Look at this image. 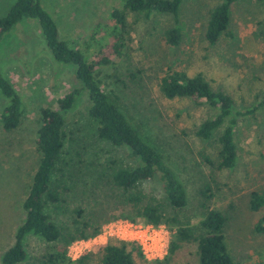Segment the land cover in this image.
I'll use <instances>...</instances> for the list:
<instances>
[{
    "label": "rangeland",
    "instance_id": "obj_1",
    "mask_svg": "<svg viewBox=\"0 0 264 264\" xmlns=\"http://www.w3.org/2000/svg\"><path fill=\"white\" fill-rule=\"evenodd\" d=\"M17 0H0V17ZM221 0H184L180 19L183 39L178 47L167 44L164 32L174 24L170 14L130 12L127 45L121 57L96 68L97 78L142 135L164 154L184 182L187 206L177 209L186 225H198L209 207L221 210L227 220L225 237L238 264H264V233L255 230L262 212L253 211V190L264 188V107L240 117L236 130L238 161L232 168L219 167V134L210 139L198 136L200 123L211 110L189 98H167L161 79L171 70L202 73L210 83L230 93L236 107L245 110L264 96V2L240 0L232 8L230 30L236 37L223 36L208 43L205 33L211 10ZM55 17L63 39L85 45L99 21L107 20L121 0H42ZM0 71L22 95L25 111L19 126L6 131L0 123V264L3 253L14 243L18 227L26 219L23 203L40 160L36 133L41 109L56 107L58 99L79 84L74 67L53 56L36 19L25 18L0 41ZM9 103L0 89V115ZM85 95L68 117L64 157L71 191L63 209L52 215L71 222L72 211L83 207L86 214L97 211L102 226L119 215L125 200L110 184L109 160L121 151L101 139L98 123L88 114ZM121 159V158H120ZM133 192L147 202L163 200L158 179L144 181ZM207 194H204V192ZM207 195V196H206ZM168 210L172 211L170 208ZM142 222V221H137ZM170 231V241L172 232ZM112 241V240H110ZM171 243V242H170ZM27 258L20 264H39L48 252L60 247L39 235L24 239ZM132 247V245H130ZM141 251V250H140ZM142 252V251H141ZM135 264H201L196 241H184L172 256L148 260L133 251ZM103 250L96 246L83 264H102Z\"/></svg>",
    "mask_w": 264,
    "mask_h": 264
},
{
    "label": "trees",
    "instance_id": "obj_2",
    "mask_svg": "<svg viewBox=\"0 0 264 264\" xmlns=\"http://www.w3.org/2000/svg\"><path fill=\"white\" fill-rule=\"evenodd\" d=\"M240 0H221L210 12L206 28L208 43L217 44L223 36L236 37L230 30L232 8ZM264 2V0H250ZM184 0H121L122 6H113L107 20L99 21L85 45L63 39L54 15L42 0H17L9 12L0 17V41L3 35L25 18L38 21L55 59L72 65L79 82L58 99L56 107L41 109V125L36 133V145L40 160L23 206L26 219L20 224L14 243L3 253L2 264H20L27 258L24 239L28 234L43 237L48 242H58L60 247L48 252L39 264H83L89 252L73 260L68 246L78 238L97 235L102 229L97 211L86 214L78 207L72 211L71 222L61 223L52 215L63 209L72 189L67 176L69 162L64 157L68 137V117L83 95L89 100L88 114L98 123V136L121 151L120 158L109 160L110 184L125 200L124 209L112 218H127L154 225L167 224L172 239L167 256H172L184 241H196L201 264H238L231 255L225 237L226 216L209 207L198 225H186L176 213L188 204L187 189L175 168L164 154L145 138L131 121L118 97L106 92L97 78L96 68L112 63L121 57L127 45L128 15L136 12L150 17L154 14H170L174 24L167 28L164 37L172 47H178L183 39L184 24L180 11ZM161 91L167 98H189L211 110L197 129L199 137L212 138L219 134V167L232 168L238 161L236 130L240 117L249 116L264 107V96L245 110L236 107L233 96L224 89L214 87L202 74L190 75L186 70L168 71L161 79ZM0 89L9 103L0 115V123L6 131L16 129L25 111L22 95L0 71ZM158 179L163 186V200L142 204L144 198L133 192L144 181ZM204 194H207L205 191ZM207 196V195H206ZM253 211L262 212L255 230L264 233V188L253 190L250 198ZM170 208L172 211L168 210ZM132 245V247H130ZM102 264H135L134 250L143 253L137 244L112 240L102 245ZM144 256V255H143ZM163 258V259H164Z\"/></svg>",
    "mask_w": 264,
    "mask_h": 264
},
{
    "label": "built area",
    "instance_id": "obj_3",
    "mask_svg": "<svg viewBox=\"0 0 264 264\" xmlns=\"http://www.w3.org/2000/svg\"><path fill=\"white\" fill-rule=\"evenodd\" d=\"M110 240L137 244L148 260L163 259L171 242L166 224L154 225L119 217L104 224L97 235L74 240L68 246V255L73 260L80 259L94 247L105 245Z\"/></svg>",
    "mask_w": 264,
    "mask_h": 264
}]
</instances>
